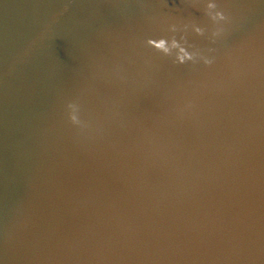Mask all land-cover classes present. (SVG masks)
<instances>
[{"label": "water", "instance_id": "95a60500", "mask_svg": "<svg viewBox=\"0 0 264 264\" xmlns=\"http://www.w3.org/2000/svg\"><path fill=\"white\" fill-rule=\"evenodd\" d=\"M0 264H264V0H0Z\"/></svg>", "mask_w": 264, "mask_h": 264}, {"label": "clouds", "instance_id": "9594fccd", "mask_svg": "<svg viewBox=\"0 0 264 264\" xmlns=\"http://www.w3.org/2000/svg\"><path fill=\"white\" fill-rule=\"evenodd\" d=\"M218 15L220 16V18H221V19H224V18H225V15H224V13H223V12H221V13H218ZM163 44H164V42H163V41H161V42L159 43V46H160V47H163Z\"/></svg>", "mask_w": 264, "mask_h": 264}]
</instances>
